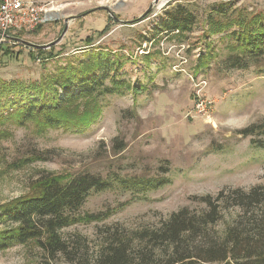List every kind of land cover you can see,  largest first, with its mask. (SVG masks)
<instances>
[{
	"label": "rangeland",
	"instance_id": "obj_1",
	"mask_svg": "<svg viewBox=\"0 0 264 264\" xmlns=\"http://www.w3.org/2000/svg\"><path fill=\"white\" fill-rule=\"evenodd\" d=\"M154 1L107 4L112 16L95 9L96 5L62 11L34 33L10 35L42 46L57 41L68 26L61 42L52 47L58 55L54 59H44L45 54L36 57V49L16 40L0 41V79L4 81H40L64 65L68 56L76 55L87 40H94L97 47L130 58L126 79L145 87L140 94L129 91L104 98L99 120L81 132L45 130L36 123L0 125V206L27 196L44 173H91L111 181L113 188L93 193L82 213L106 214L107 220L98 227L118 225L135 231L158 226L185 207L197 210L196 197L216 196L223 189L250 191L259 186L264 190V150L251 143L264 136L239 134L264 125V60L246 70L228 68L230 41L223 35L205 39L207 12L224 0H181L197 16L193 33L186 39L173 36L158 45L140 46L141 37L151 36L152 25L176 0L155 6L150 17L141 21ZM233 1L238 8L264 9V0ZM209 45L216 57L208 68L196 72L199 57ZM148 50L161 53L150 66L144 63ZM37 156L42 159L36 160ZM157 178L169 183L138 195L123 190L118 182ZM237 215V210H225L212 236L223 233ZM255 217L264 222V204ZM96 225H80L63 233L66 237L80 234L96 249ZM45 261L34 243L0 251V264ZM249 264L263 261L255 257Z\"/></svg>",
	"mask_w": 264,
	"mask_h": 264
},
{
	"label": "trees",
	"instance_id": "obj_2",
	"mask_svg": "<svg viewBox=\"0 0 264 264\" xmlns=\"http://www.w3.org/2000/svg\"><path fill=\"white\" fill-rule=\"evenodd\" d=\"M197 21L196 14L181 0L171 2L152 25L151 36L141 37L140 46L158 45L173 36L186 39ZM206 25L205 39L223 35L230 41L228 68L246 70L264 60V9L250 11L238 8L233 0H224L209 9ZM36 51V57L45 54L48 60L58 56L53 48ZM76 52L40 81L0 79V125L36 123L45 130L81 132L99 120L107 96L145 90L143 85L126 79L130 58L97 47L94 40H87ZM159 55L160 51H146L144 63L150 66ZM215 57L209 45L205 55L199 57L196 72L208 68ZM239 134L244 138L264 136V125L248 127ZM251 143L264 150V139H252ZM118 182L134 195L169 183L163 178ZM111 188L113 183L100 175L44 173L27 196L0 206V251L34 243L46 259L44 264H249L255 257L264 264V222L255 217L264 204L262 187L250 191L223 189L216 196L193 198L199 205L197 210L185 207L158 226L135 231L118 225L98 227L107 220L106 214L82 213L93 193ZM231 208L238 211L237 217L223 233L213 237L225 210ZM90 224H97L96 249L80 234L64 236V230Z\"/></svg>",
	"mask_w": 264,
	"mask_h": 264
},
{
	"label": "built area",
	"instance_id": "obj_3",
	"mask_svg": "<svg viewBox=\"0 0 264 264\" xmlns=\"http://www.w3.org/2000/svg\"><path fill=\"white\" fill-rule=\"evenodd\" d=\"M54 21V8L27 0H0V41L16 33H34ZM201 106V105H199Z\"/></svg>",
	"mask_w": 264,
	"mask_h": 264
},
{
	"label": "crops",
	"instance_id": "obj_4",
	"mask_svg": "<svg viewBox=\"0 0 264 264\" xmlns=\"http://www.w3.org/2000/svg\"><path fill=\"white\" fill-rule=\"evenodd\" d=\"M39 4H50L54 8V13L67 11L73 12L80 9L79 7L86 8L87 6H95V9L108 8L107 4L111 3H136L139 0H27Z\"/></svg>",
	"mask_w": 264,
	"mask_h": 264
},
{
	"label": "water",
	"instance_id": "obj_5",
	"mask_svg": "<svg viewBox=\"0 0 264 264\" xmlns=\"http://www.w3.org/2000/svg\"><path fill=\"white\" fill-rule=\"evenodd\" d=\"M162 1H163V0H155V1L153 2V4L149 7V9L144 13V15H142V17H140V20L144 19V18L147 17L149 14H151L152 11H153V9H154V7H155V6H159V5L161 4ZM168 3H169V1H168L166 4H168ZM102 9H103V10H107L108 13L111 14L109 8H99V9H97V10H102ZM111 16H112V14H111ZM67 29H68V26H66V28L64 29L62 35L60 36V38H59L57 41H55V42H53V43H50V44H48V45H42V46H40V45H33V44H31V43H25L24 41L19 40V39H17V38H13V37L10 36V35H8V36H6V37H7L8 39H13V40H16V41L22 42V43H24L26 46H29V47H31V48H33V49H36V50H49V49H51L53 46H55V45H57L59 42H61V40L63 39V37L65 36V34H66V32H67Z\"/></svg>",
	"mask_w": 264,
	"mask_h": 264
},
{
	"label": "bare ground",
	"instance_id": "obj_6",
	"mask_svg": "<svg viewBox=\"0 0 264 264\" xmlns=\"http://www.w3.org/2000/svg\"><path fill=\"white\" fill-rule=\"evenodd\" d=\"M168 1H170V0H163V1L161 2L160 6L163 5V4H166V2H168Z\"/></svg>",
	"mask_w": 264,
	"mask_h": 264
}]
</instances>
